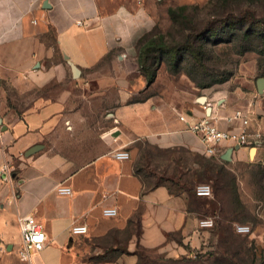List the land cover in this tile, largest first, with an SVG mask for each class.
I'll return each instance as SVG.
<instances>
[{
  "label": "crops",
  "instance_id": "0c3cea01",
  "mask_svg": "<svg viewBox=\"0 0 264 264\" xmlns=\"http://www.w3.org/2000/svg\"><path fill=\"white\" fill-rule=\"evenodd\" d=\"M194 3L0 0V169L4 164L11 169L10 179L0 177V264H147L140 250L161 261L192 264L208 246V227L201 221L214 220L217 199L198 197L194 191L176 194L167 185L147 188L135 172V150L129 145L146 140L161 149L184 147L204 154L181 115L198 119L210 107L221 128L235 130L238 124L228 123L226 117L255 105L257 129L264 119L261 98L236 91L216 99L179 78L169 80L170 88L160 94L152 91L156 81L146 97L132 102L138 87H133V79L101 74L105 69L99 67L115 51L113 71L134 70L128 62L137 54L136 41L154 27L160 7ZM69 74L80 77L81 85L95 82L99 89L119 90V102L110 114L115 124L102 133L100 152L78 166L61 146L66 150L75 135L77 139L84 130L88 134L89 117L83 108L69 106L71 97L37 96L21 114L8 106V87L19 93L43 89L67 80ZM137 82L145 85L146 79ZM37 145L42 146L27 155ZM223 146L224 155L230 152L225 165L259 155V148L252 154L248 147ZM119 150L127 151L129 158L117 157ZM202 173L199 179L204 180L207 173ZM106 208H116L118 214L105 216ZM26 215L37 217L47 244L23 260L19 219ZM74 224L87 225L89 232L73 235ZM260 243L264 247V235Z\"/></svg>",
  "mask_w": 264,
  "mask_h": 264
},
{
  "label": "rangeland",
  "instance_id": "374dc122",
  "mask_svg": "<svg viewBox=\"0 0 264 264\" xmlns=\"http://www.w3.org/2000/svg\"><path fill=\"white\" fill-rule=\"evenodd\" d=\"M185 1L190 3L192 0ZM193 1L199 4L198 7L187 8L183 16L177 14L173 17L169 9L164 7H160L157 13L156 23L151 29L157 41L173 44L188 36L192 44L180 53L167 50L153 53L149 64L156 71V78L149 87L159 81L152 90L153 94L168 90L169 80L174 82L183 78L194 88L216 99H222L225 95L233 96L236 91L252 92L261 98L260 104L264 110V96L257 93V81L264 78V24L250 23L242 17L246 10H254L257 16L264 15V0ZM230 22L236 23V27L231 26ZM245 31L251 32L252 37H244ZM141 37L135 44L136 56H131L128 62L132 65L130 69L134 70L114 72L112 61L115 51L99 66L105 69L101 74L133 79V87H138L132 100L143 99L149 89L146 84L137 82L141 77L146 79L138 57ZM198 47L205 53L204 63H200L194 54ZM79 81L80 77L73 78L69 74L67 80L53 82L43 89L34 87L19 93L7 88L10 97L8 106L17 114H21L34 98L41 95L59 97L66 93L73 99L70 107L83 108L89 117L88 134L84 130L85 134L77 135V139L75 135V141H69L66 150L61 146L62 152L73 160L75 166L87 162L100 152L97 147L103 143L101 135L115 124L110 114L119 102L117 88L104 90L99 89L95 82L87 84L84 81L81 85ZM260 127L263 138L258 147L259 155L252 157L251 161L227 165L216 163L205 154H196L184 147L161 149L146 140L129 145L134 146L135 169L140 170L148 187L164 181L175 191L194 188L198 175L195 172L207 167L206 178L211 181L212 197L217 199L219 211L214 216L213 225L208 227L204 235L208 246L196 254L192 264H264V247L260 243L264 235V119ZM254 149L251 148L252 154ZM237 225L249 226L250 233H239ZM139 252L147 258V264H173L161 261L144 250Z\"/></svg>",
  "mask_w": 264,
  "mask_h": 264
},
{
  "label": "built area",
  "instance_id": "2783aa9c",
  "mask_svg": "<svg viewBox=\"0 0 264 264\" xmlns=\"http://www.w3.org/2000/svg\"><path fill=\"white\" fill-rule=\"evenodd\" d=\"M35 22V21H34ZM260 94V93H259ZM259 96H264L260 94ZM203 117L191 119L187 114L180 116V119L186 124L187 129L192 132L204 147V154L207 157L224 159L223 145L229 143L231 146L248 147L249 149L261 146L263 133L261 127L257 129L253 127V119L258 114L255 105L238 108L231 115L226 117L230 124H238L237 129H223L217 122L216 117L210 110ZM116 156L122 159H128L129 153L124 150L116 152ZM0 177L10 179L11 169L9 164H4L0 169ZM195 194L198 197H212L213 187L210 182L200 183L195 188ZM105 216H116L118 211L116 208H106L103 210ZM201 225L210 227L213 225V219H203ZM19 226L22 235V249L20 256L23 260H28L32 251H40L47 244V235L43 230L37 217L34 215H26L20 217ZM236 229L239 233H250V227L247 225H237ZM70 232L73 235L86 234L89 228L85 224L72 225Z\"/></svg>",
  "mask_w": 264,
  "mask_h": 264
},
{
  "label": "trees",
  "instance_id": "16d2710c",
  "mask_svg": "<svg viewBox=\"0 0 264 264\" xmlns=\"http://www.w3.org/2000/svg\"><path fill=\"white\" fill-rule=\"evenodd\" d=\"M212 0H208V2L210 3ZM198 3H194V4H185V5H179V6H175V7H170L169 8V12L173 15V17H175L177 14H181V16H183V12L187 9L190 8L191 6H196L198 7ZM185 13V12H184ZM243 18H247V20L250 23H260V24H264V15L262 16H257L256 12L254 10H246L245 12H243L242 15ZM236 18V17H235ZM238 20V19H237ZM236 23L234 22H230L231 26H234V28L236 27L235 25ZM233 28V27H232ZM238 28L235 29V31ZM152 31H149L147 33H145L144 35H142V41L141 44L139 46V50H138V57L140 59V66L144 69L145 72V76H146V86L149 87L156 78V71L153 70L149 64V59L151 58V56L153 55V53L157 50H167L170 52H175V53H180L183 52L184 50L188 49L187 47L190 46L192 44L191 38H189L188 36L180 41H176L173 44H166L163 41H157L154 37L153 34H151ZM149 36V37H148ZM244 37H252L251 32L249 31H245L244 33ZM194 54L197 56V58L199 59L200 63H204L205 62V53L203 52V49L201 47H198L194 50ZM135 100H132V102ZM10 102V100H9ZM209 158V157H208ZM211 159V158H209ZM212 161L225 165V160L224 159H219V161H215L214 159H211ZM203 170H198L195 173H198L197 178L195 180V187L194 188H190V189H182V190H178L175 191L172 189L171 185H168L167 182L164 181H160L159 183H155L153 186L148 187L146 181L144 180L143 176L141 175V173L139 172L140 170H136L135 172L141 176V178L144 181V184L147 188H154L160 185H167L169 187V189L176 194L179 193H183V192H195V188L199 183H202L203 181H207L210 182L211 181L209 179H204L201 180L199 179L200 175L203 174L202 172L205 171V173L207 172V167L204 166L202 167ZM201 168V169H202ZM207 176V175H206ZM208 177V176H207ZM138 232L140 233V228H138Z\"/></svg>",
  "mask_w": 264,
  "mask_h": 264
},
{
  "label": "water",
  "instance_id": "95a60500",
  "mask_svg": "<svg viewBox=\"0 0 264 264\" xmlns=\"http://www.w3.org/2000/svg\"><path fill=\"white\" fill-rule=\"evenodd\" d=\"M74 68V75L77 77L79 75V70L77 69L76 66L73 67ZM257 89H258V92L260 94H263L264 93V78H259L258 81H257ZM42 145H37V146H34L32 147L28 152H27V155H31L32 153L38 151L40 148H41ZM230 152H228L225 156H224V160H229L230 157Z\"/></svg>",
  "mask_w": 264,
  "mask_h": 264
},
{
  "label": "bare ground",
  "instance_id": "6f19581e",
  "mask_svg": "<svg viewBox=\"0 0 264 264\" xmlns=\"http://www.w3.org/2000/svg\"><path fill=\"white\" fill-rule=\"evenodd\" d=\"M253 152V151H252Z\"/></svg>",
  "mask_w": 264,
  "mask_h": 264
}]
</instances>
